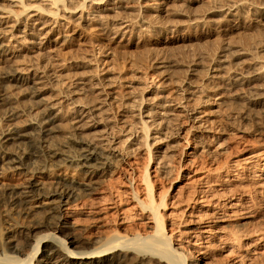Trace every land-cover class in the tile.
Returning <instances> with one entry per match:
<instances>
[{"label":"rangeland","instance_id":"obj_1","mask_svg":"<svg viewBox=\"0 0 264 264\" xmlns=\"http://www.w3.org/2000/svg\"><path fill=\"white\" fill-rule=\"evenodd\" d=\"M63 1L69 7L76 2ZM107 1L110 0L102 1L98 6L107 5ZM170 1L132 0L127 7L135 12L129 9L119 15L117 21L110 19L111 24L120 23L126 28L119 35L110 36L98 31L99 26L86 16L97 4H88L82 12L79 9L63 10L58 4L61 12L53 17L46 13L55 10L52 0H23L28 9L19 19L22 22L28 18V26L33 25L32 31L39 39H35L40 43L37 47L42 46L43 52L41 57L30 53L25 59L18 58L13 62L23 74L31 71L32 64L45 67L48 78L61 81L64 91H75L69 94V102L75 100V94H80L74 88L82 82L81 79L92 77L95 83L102 85L104 77L112 78L114 83L110 88L102 89L113 94L110 115L116 128L124 131L116 134V142L129 138L130 133L123 123L129 125L134 121L132 115L137 112L130 108V104L136 97L134 88L141 87L138 83H146L147 93L154 84L162 88L159 95L168 101L170 119L175 121L168 127L171 137L153 146V160L148 169L155 194H165L162 211L165 226L173 225V237L178 239L181 231L192 226L194 216L210 213L201 208L204 202L200 200V190L209 187L211 196L215 195L221 205L239 196L242 203L247 197L251 198L247 200L249 208H238L240 213L234 218L236 221L224 225L225 231L234 230L239 234L255 229L264 231V193H256L257 189L252 185L253 175L264 163L261 161L264 156V18L259 16L264 14V0H184L175 7L169 4ZM156 4H160L163 12L154 19L151 16ZM39 8L46 12L39 11ZM235 8L241 9L242 13L249 11L248 16H232ZM137 9H140L144 26L140 29V24H134L130 29L129 22L135 21L132 15ZM8 11L20 14L19 1L0 0V38L5 44L15 45L21 34H16L14 29L22 26L20 22L15 27ZM113 13L115 11L110 15ZM148 20L162 28L159 34H145ZM27 29L31 28L27 27L25 31ZM10 31L16 34L15 37L8 35ZM64 34L71 37L68 43H51ZM96 39L104 41L105 46L95 45L93 41ZM164 67L169 69L162 73ZM187 69H192L194 76L189 74L191 72L185 73ZM202 73L204 76L200 78ZM243 81L248 83L237 84ZM186 82L191 85L193 94L178 102L179 94L187 87ZM200 91L209 94L208 102L205 98L198 99ZM183 95L187 97L188 93ZM55 100V97H47L43 102L53 103ZM185 104H188L189 111H194H182ZM86 124L84 128L90 123L87 121ZM91 133L84 130L82 135ZM139 134L137 131L128 142ZM157 137L151 136L150 141ZM252 153L259 154L255 163L250 169H240L243 160ZM145 156L143 147L137 149L135 154L124 159L111 177L98 182L97 195L92 197L94 211L101 209L98 219L88 217L92 216L88 207L78 215H74L73 208H70L65 217L66 221H73L66 229L68 236L85 238L104 236L112 231L120 234L143 232L146 215L140 214L134 206L129 191L142 185L138 176L145 166ZM164 156L161 160L160 157ZM17 173L0 175V185L19 188L26 185L29 175ZM57 174H65L76 181L81 179L77 170L64 171L61 168ZM101 193L115 201L119 198V203H101ZM209 198L206 199L211 200ZM116 211L118 214L115 215ZM40 212L32 209L30 216L26 217V211L12 208L0 196V227L7 235L19 233L17 236H21L28 232L30 225L44 215ZM243 222H246L244 226L234 227ZM223 261L221 253H210L204 264H221Z\"/></svg>","mask_w":264,"mask_h":264},{"label":"bare ground","instance_id":"obj_2","mask_svg":"<svg viewBox=\"0 0 264 264\" xmlns=\"http://www.w3.org/2000/svg\"><path fill=\"white\" fill-rule=\"evenodd\" d=\"M18 1L22 12L18 14L8 11V14L13 16L15 27L19 26V18L28 9L23 0ZM102 1L106 2L76 0L69 7L63 0H52L54 11L46 12L40 8L38 10L57 17L61 12L58 4H61L63 10L79 9L80 12L87 8L88 4H97L86 16L92 18L93 24L99 26L98 31L110 36L119 35L126 27L122 28L120 23L113 25L110 19L117 21L119 15L131 9L127 4L132 0L107 1L110 9L107 5L98 6ZM183 1L171 0L169 4L175 7ZM155 6L151 16L154 19L163 12L160 4ZM111 11H115L112 16ZM130 12H135V9ZM234 12L232 16L242 17L243 14L248 16L249 11L242 13L241 9L235 8ZM139 15L140 9H137V13L132 15L135 21L129 22L130 29L134 24H140V29L144 26V19ZM259 16L264 18V14ZM28 22V18L23 19L22 27L14 29L16 34H21L20 41H15V45L5 44L0 38V175L19 172L16 175H29V181L21 188L1 184L0 196L4 197L12 208L26 211V217L30 216L32 209H38L44 215L35 220L29 231L21 236H17L19 233L7 235L5 229L0 227V264H204L210 253L217 252L223 255L224 261L221 264H264L263 230L255 229L239 234L234 230L224 229V225L236 221L234 218L240 213L239 209H243V206V210L249 208L247 200H250V197L243 203L238 200L239 196L221 205L215 195L211 196L210 188L205 187L200 190V200L204 202L201 208L209 210L210 213L194 216L191 220L192 226L181 231L178 239L173 237V225L170 224L169 228L165 226L162 213L165 194H155L154 181L150 178L148 169L153 160V146L156 142L171 137L167 131L170 123L175 121L170 119L168 101L159 95L163 92L162 88L154 84L147 93L146 83H138L141 87L134 88L136 97L130 104V108L135 109L137 113L132 115L134 121L123 125L128 128L129 138L137 131L140 134L131 142H128L129 138L116 142V134L124 131L116 128L117 125L113 123V117L110 115L113 94L102 89L110 88L114 83L112 78L104 77L101 80L104 81L102 85L95 83L92 77L81 79L82 82L74 88L80 94H75L78 95L77 98L74 95L75 100L69 102V94L75 91L66 92L61 88V81L49 79L45 67L39 66V63L32 64L31 71L23 74L14 64V59H25L30 53H36L37 57L42 55L43 47H37L40 43H36L35 39H39L32 31L33 25L28 26ZM156 25L157 23L151 20L146 21L145 34H159L162 28ZM27 27L31 29L25 31ZM140 32L143 34L141 30ZM16 34L10 31L8 35L12 38ZM70 40L71 37L64 34L53 39L51 43L64 45ZM93 43L100 47L105 46V42L99 39ZM18 47L20 51H17ZM167 69L169 68L164 67L162 73L167 72ZM184 72H191L189 74L194 76L192 69ZM203 76L202 73L200 78ZM247 83L248 81H243L237 84ZM185 84L187 87L181 91L182 95L179 94L178 102L193 94L189 82ZM186 92L187 97L183 95ZM200 94L198 99L205 98L208 102L209 94L205 91H200ZM47 97H55L57 100L53 103L43 102ZM66 102L69 103L65 104ZM187 108L188 104H185L182 111H194ZM87 121L90 124L84 128L83 125H87ZM84 130L92 133L84 136ZM156 135L158 137L150 141V137ZM141 147L146 151L145 166L138 176L142 185L131 189L129 194L140 214L146 215L143 232L120 234L112 231L104 236L85 238L68 236L66 229H69L73 221L68 222L65 217L70 208H73L71 212L74 215H78L88 207L92 212V216L88 217L92 218L91 220L98 219L101 209L96 208L98 211H94L92 198L97 195L98 182L111 177L124 159L131 157ZM258 156L259 154H250L243 160L240 169H250ZM261 157V161L264 160V156ZM163 158L165 156L160 157L161 160ZM61 168L64 171L77 170L81 179L76 181L65 174H57ZM253 177L252 185L257 189L255 192L264 193V163ZM101 195L98 194L101 196V203H119V198L115 201L113 198L104 197L102 193ZM207 197L211 200H207ZM245 223L234 227H242ZM196 253L198 255H195Z\"/></svg>","mask_w":264,"mask_h":264}]
</instances>
